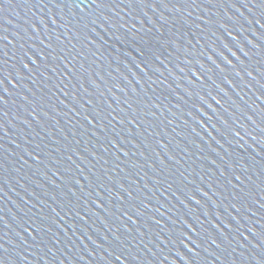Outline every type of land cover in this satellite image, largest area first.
Returning a JSON list of instances; mask_svg holds the SVG:
<instances>
[{
    "label": "water",
    "instance_id": "1",
    "mask_svg": "<svg viewBox=\"0 0 264 264\" xmlns=\"http://www.w3.org/2000/svg\"><path fill=\"white\" fill-rule=\"evenodd\" d=\"M3 264H264V0H0Z\"/></svg>",
    "mask_w": 264,
    "mask_h": 264
},
{
    "label": "snow or ice",
    "instance_id": "2",
    "mask_svg": "<svg viewBox=\"0 0 264 264\" xmlns=\"http://www.w3.org/2000/svg\"><path fill=\"white\" fill-rule=\"evenodd\" d=\"M0 264H3V261L2 260H0Z\"/></svg>",
    "mask_w": 264,
    "mask_h": 264
}]
</instances>
